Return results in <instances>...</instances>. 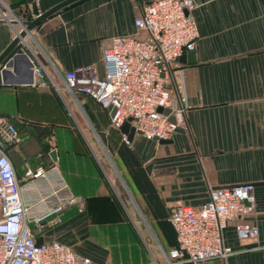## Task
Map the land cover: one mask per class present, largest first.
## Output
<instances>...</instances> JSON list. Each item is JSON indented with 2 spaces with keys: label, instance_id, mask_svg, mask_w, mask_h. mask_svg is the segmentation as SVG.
I'll use <instances>...</instances> for the list:
<instances>
[{
  "label": "crops",
  "instance_id": "crops-1",
  "mask_svg": "<svg viewBox=\"0 0 264 264\" xmlns=\"http://www.w3.org/2000/svg\"><path fill=\"white\" fill-rule=\"evenodd\" d=\"M60 1L0 0V9L11 20H29ZM149 1L74 2L38 23L7 58L8 73L0 74V118L19 135L5 154L23 198H36L31 186L57 180L51 171L47 180L29 179L25 171L52 164L73 197L59 222L38 236L99 263L152 264L149 244L138 239L142 229L132 220L148 221L166 251L174 235L172 241L162 237L160 224L172 207L200 205L210 187L248 182L253 210L222 231L232 253L201 264H264V0H192L193 61L180 56L171 68L172 85L180 87L187 104L185 126L169 140L134 132L125 143L105 110L87 96L68 94L78 118L67 93L29 85V51L55 81L80 66H93L101 75V39L131 33L141 4ZM15 29L19 25L0 23V51ZM237 224L253 225L256 234L238 236Z\"/></svg>",
  "mask_w": 264,
  "mask_h": 264
},
{
  "label": "built area",
  "instance_id": "built-area-1",
  "mask_svg": "<svg viewBox=\"0 0 264 264\" xmlns=\"http://www.w3.org/2000/svg\"><path fill=\"white\" fill-rule=\"evenodd\" d=\"M193 7L192 0L142 3L131 33L101 39V75L93 66H80L58 74L55 81L29 51L25 54L31 73L29 85H49L55 92L71 96L84 94L105 110L110 127L119 129L127 121L145 139L169 140L185 126L187 104L180 87L172 85L171 68L184 52L193 49L197 37L190 14ZM0 19L11 20L2 9ZM122 140L128 143L125 134ZM18 142L15 127L0 118V264H118L95 262L67 244L38 236L45 226L59 222L73 197L52 164L25 171L29 179L45 180L49 171L57 177L45 187L31 186L29 192L36 198L26 201L5 154V146ZM253 207V184L248 182L210 187L207 200L200 205L172 207L168 221L175 244L161 250L165 264L225 259L232 250L223 243V229L228 221L249 214ZM235 230L240 237L256 234L249 224H237ZM37 238H41L39 244Z\"/></svg>",
  "mask_w": 264,
  "mask_h": 264
},
{
  "label": "water",
  "instance_id": "water-1",
  "mask_svg": "<svg viewBox=\"0 0 264 264\" xmlns=\"http://www.w3.org/2000/svg\"><path fill=\"white\" fill-rule=\"evenodd\" d=\"M79 0H62L48 9L44 10L41 13H38L36 16L29 20H19L12 19L9 21H5L3 19H0V23H7L11 25L12 27L14 25H19V29H15L13 37L10 39V41L7 43V45L0 51V74L2 77H4L8 73V67L9 62L7 58L11 57L13 58L16 53H18V45H20L24 38L31 32V30L40 22H42L44 19L48 18L50 15L56 13L60 9H62L65 6H68L74 2H77ZM181 58H186L187 62L193 61V54L192 51L186 52L184 55H181ZM158 110H161L160 108ZM164 112H167V109L164 110ZM119 130L121 133L126 135V138L129 139L132 134L134 133V130L132 127L129 126V123L125 121L120 127ZM41 242V238L36 239V243L39 244ZM155 264V263H153Z\"/></svg>",
  "mask_w": 264,
  "mask_h": 264
},
{
  "label": "rangeland",
  "instance_id": "rangeland-1",
  "mask_svg": "<svg viewBox=\"0 0 264 264\" xmlns=\"http://www.w3.org/2000/svg\"><path fill=\"white\" fill-rule=\"evenodd\" d=\"M27 45H28L29 48L30 47H34V44H33L32 41H29V43ZM65 93H63V94H65ZM65 95L69 99L70 105L71 104L73 105L72 107H73L74 115L76 117L78 116V118H81V114L79 113V111L76 108V105L73 102L74 99L69 97L68 94H65ZM123 197H124L125 201L128 202V198L125 195ZM129 204L131 206V203H129ZM129 204H127V205H129ZM59 218H60V216H59ZM132 224L137 225L138 227L140 226V228L142 229L143 235H140L138 237V239L140 241H142L143 243L149 244L150 255H149L148 260H150L151 263L153 262V263H156V264H165L164 258H163L162 254H161V250L165 251V248L162 249L163 247H160V241H158L159 237L152 232V230H151V228H150V226L148 224V221H146V220L142 219L141 217H139V218L135 219L134 221L132 220ZM160 226H161L160 227V233H161L162 237L166 238V240H168V241H172L173 240L172 239L173 236H172L171 227L169 226L168 216L166 217L165 220L161 221ZM46 227H49V226H45L44 228H46ZM98 238L99 237H97V240H96L93 237V240L98 242L101 239V238L100 239H98ZM186 264H191V263H186ZM192 264H195V263H192ZM197 264H201V263H197Z\"/></svg>",
  "mask_w": 264,
  "mask_h": 264
},
{
  "label": "trees",
  "instance_id": "trees-1",
  "mask_svg": "<svg viewBox=\"0 0 264 264\" xmlns=\"http://www.w3.org/2000/svg\"><path fill=\"white\" fill-rule=\"evenodd\" d=\"M80 95H84V94H80ZM84 96H86V95H84ZM87 97H88V96H87ZM88 98H89V97H88ZM90 99H91V98H90ZM91 100H92V99H91ZM94 102H95V101H94ZM95 103H96V102H95ZM96 104H97V103H96ZM169 226L171 227L170 223H169ZM171 230H172L173 235H174V238H173V239H174V240H173V241H174L173 245H174V244H175V234H174V231H173V228H172V227H171ZM173 245H172V246H173Z\"/></svg>",
  "mask_w": 264,
  "mask_h": 264
}]
</instances>
